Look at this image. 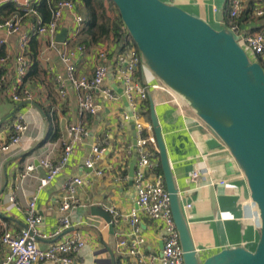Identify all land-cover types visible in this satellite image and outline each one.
Returning <instances> with one entry per match:
<instances>
[{
	"label": "crops",
	"instance_id": "crops-1",
	"mask_svg": "<svg viewBox=\"0 0 264 264\" xmlns=\"http://www.w3.org/2000/svg\"><path fill=\"white\" fill-rule=\"evenodd\" d=\"M55 1L33 0L37 13L24 16L15 0H0V23L19 19L21 24L20 31L14 34L0 29V41H3L0 57H8V62L0 68L1 76L6 77L0 94V144L10 141L18 115H24L29 125L21 143L0 153V236L7 230L19 233L25 227L28 205L35 198L36 209L44 218L39 228L42 234L53 233L59 227L60 220L68 216L85 238L86 247L74 255L72 264H140L137 257L123 255L120 251L122 241L128 245L131 243L127 216L137 208V189L130 177L138 169L135 148L137 132L133 121L123 123L122 115L129 112V106L119 93V90L123 91V84L115 71L124 45L113 36L99 44H90L83 33L84 24L81 31L76 32L75 16L82 15L85 21L88 19L82 2L77 0L76 11L64 13L59 30V33L63 29L68 30L66 45L59 43L57 36L52 39L40 35L31 37L26 47L22 48V37L29 35L38 21L47 23L50 20ZM163 1L179 6L217 30L226 27L230 0ZM44 4L48 11H42ZM259 9L264 10V0H247L238 19L244 33L264 34V15H257ZM112 15L115 17L117 13L112 11ZM79 44L85 45L86 51L77 54L78 71L89 77L93 75L98 54L105 49L109 51L110 73L105 86L121 97L118 103L111 104L100 91H96L94 99L100 111L94 116L79 112V96L71 84L67 86V96L62 98L56 82L57 75H65L66 72L62 54ZM20 54H24L30 63L23 87L34 93V102L38 107L15 103L11 99L17 80L16 61ZM137 80L148 92L143 122L152 124V99L182 205H192L184 212L201 259L240 245L254 250L259 241L258 210L252 201L244 173L231 152L215 138L182 98L169 89L152 88L161 81L143 59ZM70 125L85 126L88 135L75 144L74 153L63 172L41 189L40 178L47 172L39 166L40 160L47 156L52 161L60 158ZM97 144L104 152L96 169L91 170L85 166V162ZM156 156L161 163L159 148ZM31 164L38 166V171L22 182L20 176ZM97 171L102 174L99 175ZM160 171L163 173L162 165ZM194 172L199 173L197 178L192 177ZM74 178L83 179V185L77 190L79 206L64 214L60 210L64 185ZM14 193L16 205L12 206L8 197ZM92 207L109 211L114 234H111L109 225L101 216L92 214ZM89 216L94 217V225H88ZM140 228L146 240L140 248V256L147 262L154 257L155 264H161L164 236L161 225L143 217ZM70 233L67 230L57 239H40L39 246L45 249L65 240ZM6 253L5 248L0 251V264Z\"/></svg>",
	"mask_w": 264,
	"mask_h": 264
},
{
	"label": "built area",
	"instance_id": "built-area-1",
	"mask_svg": "<svg viewBox=\"0 0 264 264\" xmlns=\"http://www.w3.org/2000/svg\"><path fill=\"white\" fill-rule=\"evenodd\" d=\"M15 3L23 15L37 13L33 5V0H15ZM77 0H56L52 8V15L47 23L38 21L33 26L29 35L22 37V48L33 36L47 35L54 39L59 33L61 22L65 12L74 13L76 11ZM247 0H230L229 12L226 27L231 30L238 43L246 50L248 55L257 58L264 55V34L244 33L239 25L238 19L241 16ZM258 16L264 15V10L257 11ZM77 31H81L85 19L82 15L75 16ZM0 29H5L10 34L20 31L19 19L6 20L0 23ZM124 51L116 66V74L123 84V95L126 97L129 112L122 115L123 123L133 121L137 132L135 148L138 156V169L133 177V183L137 189V208L132 210L127 216L131 227L129 238L131 243L126 241L120 243V251L123 255L129 254L137 257L140 264H155V258L150 257V261L144 260L140 256V248L146 240L141 235L140 225L142 218L146 217L161 225L163 236V251L160 258L161 264H185L184 249L177 229L172 208L171 198L167 190L164 174L160 171L161 163L156 156L158 152L157 141L153 133V126L143 122L146 108L144 102L148 100L147 89L137 80V72L142 60V56L128 33L125 26L122 28ZM65 45L67 42H64ZM3 41H0V51ZM86 51L85 45H76L62 54V61L66 66L65 75H57L56 82L59 94L62 98L67 96V86L71 84L76 89L79 96V112L81 114L96 115L100 111V106L95 102L94 93L100 91L111 104H116L121 97L112 89L105 86L106 79L110 73L109 51L103 50L98 54V62L91 77L81 75L78 71L77 54ZM8 62V57H0V68ZM17 80L11 95L15 103H26L34 101V93L23 87L24 79L28 74L30 63L24 54L17 58ZM6 83V77L0 78V94ZM153 89H168L165 85L155 84ZM29 129L28 122L24 115H18L13 125V135L9 142L0 144V153L10 150L12 145L22 142L24 135ZM88 135V129L83 125H70L67 129V137L60 158L52 161L48 156L41 159L39 166L46 170L47 174L40 178V188H44L54 181L67 166L71 155L74 153L75 144ZM104 149L100 145H95L92 154L85 162L88 169L95 170L96 164L100 160ZM38 171V166L31 164L21 174L22 182L32 173ZM99 175L101 171H97ZM198 172H194L192 177L197 178ZM225 184V181L221 182ZM83 185V179H69L64 185V194L61 199L60 210L68 214L71 210L79 206L77 190ZM8 202L16 205L15 193L8 197ZM192 208L191 204L183 207L185 210ZM113 212V211H112ZM116 214V213H114ZM259 216V215H258ZM44 218L36 209L35 198L29 203L27 208V220L25 227L19 232L5 231L0 236V251L6 249L1 264H40L52 262L56 264H72L73 257L81 249L86 247V240L81 231L75 227L68 216L60 220L59 227L51 234H42L39 228L43 225ZM70 230V236L51 244L43 249L39 246L40 239H57L65 231Z\"/></svg>",
	"mask_w": 264,
	"mask_h": 264
},
{
	"label": "water",
	"instance_id": "water-1",
	"mask_svg": "<svg viewBox=\"0 0 264 264\" xmlns=\"http://www.w3.org/2000/svg\"><path fill=\"white\" fill-rule=\"evenodd\" d=\"M111 1L145 65L231 152L258 210L259 241L254 250L240 245L201 259L151 99V122L185 264H264V67L250 59L231 30H217L179 6L163 0ZM67 36L68 30L63 29L57 41L64 43ZM119 93L127 102L123 91ZM23 104L38 107L34 101ZM91 211L115 233L109 211L100 207Z\"/></svg>",
	"mask_w": 264,
	"mask_h": 264
},
{
	"label": "trees",
	"instance_id": "trees-1",
	"mask_svg": "<svg viewBox=\"0 0 264 264\" xmlns=\"http://www.w3.org/2000/svg\"><path fill=\"white\" fill-rule=\"evenodd\" d=\"M80 1L87 11L88 19L84 22L83 33L90 44H99L105 39H109L111 36L117 41L122 42L123 35L121 31L124 24L118 9L117 16L113 17L112 6H115V4L111 0ZM42 11H48L46 4L42 7ZM257 60L264 67L263 56H258Z\"/></svg>",
	"mask_w": 264,
	"mask_h": 264
},
{
	"label": "rangeland",
	"instance_id": "rangeland-1",
	"mask_svg": "<svg viewBox=\"0 0 264 264\" xmlns=\"http://www.w3.org/2000/svg\"><path fill=\"white\" fill-rule=\"evenodd\" d=\"M112 9H113V11H115L116 13H117V7L116 6H112ZM250 57V59L252 60V61H258L255 57H253V56H249ZM88 221L90 222V223H88V225H94V217H92V216H89L88 217ZM255 249V248H254Z\"/></svg>",
	"mask_w": 264,
	"mask_h": 264
},
{
	"label": "bare ground",
	"instance_id": "bare-ground-1",
	"mask_svg": "<svg viewBox=\"0 0 264 264\" xmlns=\"http://www.w3.org/2000/svg\"><path fill=\"white\" fill-rule=\"evenodd\" d=\"M259 217V216H258Z\"/></svg>",
	"mask_w": 264,
	"mask_h": 264
}]
</instances>
